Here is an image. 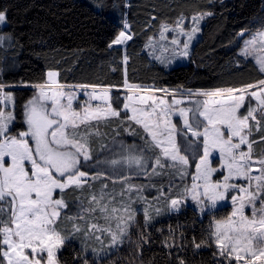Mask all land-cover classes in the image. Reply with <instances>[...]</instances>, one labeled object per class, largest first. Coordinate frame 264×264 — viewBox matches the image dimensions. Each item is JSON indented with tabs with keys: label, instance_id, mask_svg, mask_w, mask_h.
Instances as JSON below:
<instances>
[{
	"label": "snow or ice",
	"instance_id": "6c2138e0",
	"mask_svg": "<svg viewBox=\"0 0 264 264\" xmlns=\"http://www.w3.org/2000/svg\"><path fill=\"white\" fill-rule=\"evenodd\" d=\"M206 15L211 13L193 16V26L187 30L183 27V18L177 22L178 34L187 37L182 44L181 55L189 54L190 43L200 30L199 22ZM5 23L6 13L0 11V25ZM170 30L173 29L162 25L161 39ZM239 35L244 37L245 33ZM131 39V34L121 31L112 43L123 45ZM4 42L5 37L0 36V44ZM171 43L181 45L178 39H173ZM243 43L240 55L253 57L264 73V30L249 33ZM127 59L125 56V63ZM58 75L56 71H49L44 83L33 85L37 91L24 105L26 127L23 130H18L15 125L14 98L11 92H5V84L0 83V264H60L58 253L76 233L82 232L87 236L95 235L96 231L109 232L111 244L116 245L123 243L129 226H136L130 223L137 210L133 208L131 195L134 186L129 184L120 194L123 197L127 192L128 200L122 198L118 207L112 201L101 203L105 201L104 189L107 185L101 187L99 195H91L90 203L95 202L99 206L102 218L109 223L108 228L97 223L86 228L72 223L70 230L63 227L64 222L71 219L67 213L61 217L64 209L69 207L64 199L65 191H83L86 185L91 187L88 172L81 169L98 163H120L117 160L101 161L99 151L95 160L93 157L90 142L93 134L88 132V128L96 125L90 122L110 118H119L121 123L131 121L140 128L138 131L130 124L131 131H124L142 140V145L125 146L120 142L122 152L125 148L138 149V154L126 157L129 164L141 165L143 161L141 171H146L149 160L160 167L166 163L168 167L177 168L181 176L187 173L189 167H194L190 191L202 212L206 207L205 201L208 207L215 208L218 202L229 198L230 190H234L230 199L237 206L225 219L215 221L214 230L210 233L218 249L214 255L223 258L221 264H264V153L254 156L253 145L258 141L249 139L254 131L261 132L259 142H264V79L241 88L201 93L207 99L195 102L192 107H178L183 100L176 99L166 89L156 91L172 95L171 102L163 97L136 95L148 90L126 82L125 86L133 94L126 97L128 103L122 106L117 103V107L113 108L110 89L98 93L95 90L97 86H80L93 89L88 93L90 100L103 101V106L93 108L87 101L84 106L77 104L74 107L77 96L73 91L64 90L57 80ZM246 96L250 97L247 105ZM253 100L257 102L255 106ZM129 109L131 115L127 114ZM241 109L244 111L241 112ZM121 112L125 113L123 117ZM173 115L181 118L177 121L179 128L177 123L172 122ZM250 120L254 123L250 124ZM189 134L195 139H189ZM194 144L195 149L192 147ZM105 148L107 146L102 145L100 150ZM182 149L185 153H200L194 166L189 164V157L182 154ZM146 152L151 155H145ZM213 152L219 154V168L212 166L210 158ZM89 161H93V165H89ZM225 169L227 174L223 175ZM152 170L155 172V167ZM217 171L221 172L223 179L213 181L212 176ZM99 175L97 172L96 177ZM234 178L246 183H230ZM197 180L201 183H196ZM188 191L185 188V192ZM181 203L180 198L171 199L170 207L179 211ZM246 207L250 209V215L245 214ZM84 211L95 212L96 208ZM144 215L147 223V209H144ZM113 220L116 232L111 231L110 222ZM95 238L99 239V236ZM202 244L206 242L195 244V247L200 248ZM83 264H88V260L83 259ZM181 264L184 262L181 261Z\"/></svg>",
	"mask_w": 264,
	"mask_h": 264
},
{
	"label": "trees",
	"instance_id": "16d2710c",
	"mask_svg": "<svg viewBox=\"0 0 264 264\" xmlns=\"http://www.w3.org/2000/svg\"><path fill=\"white\" fill-rule=\"evenodd\" d=\"M0 11L6 13V24L0 25V36L5 37V42L0 44V83L11 86L6 90L14 98L17 123L22 128L23 106L33 94V88L27 85L45 82L49 71L59 73V83L120 88L128 82L192 91L241 88L264 79L256 62L239 53L243 41L241 32L248 34L264 29V0H0ZM201 13L211 15L202 25L201 36L192 46L188 62L168 68L150 57L146 43L160 26L173 24L182 16ZM121 31H127L132 39L125 45L113 44ZM123 95L122 90L114 91V108L117 103L121 106L125 103ZM98 124L103 137L100 141L96 136L91 139L94 160L99 151L101 161L120 163H98L81 170L90 176L97 172L109 174L111 165L118 169V178L132 171L138 175L133 177L134 181L146 184V194L162 196L156 203L163 199V191L170 192L172 196L168 198L178 195L176 191L186 179L177 168L168 167L163 160L164 167L149 160L146 171H141L143 161L136 165L126 160L128 155L138 154V149L125 148L122 152L120 145L113 148L116 144L113 139L118 135L126 137L125 146L142 145V140L128 134L130 124L140 131L138 125L131 121L121 123L119 118ZM260 135L261 132H255L252 136L258 141L254 150L257 153L264 146V142H259ZM100 145L107 148L100 150ZM88 164L93 165V161ZM89 180L92 181L90 188L86 185L83 191H65L69 209L62 216L70 210L78 213V208L89 203L93 193L99 194L104 180L91 177ZM108 183L111 185L112 181ZM114 186L122 187L120 183ZM168 198L158 203L160 213L152 209L151 220L146 223L145 218H139L136 228L131 227L132 235L137 232L135 241L126 250L119 251V255L112 256L115 264H181V261L221 264L223 258L214 255L218 249L210 233L215 219L227 215L223 214L224 209L202 214L192 206H185L174 211L167 208ZM80 217L79 211V221ZM71 226L72 221L67 220L65 228L70 230ZM83 236L77 233L60 253L63 264H83V259L96 256L97 247L90 246ZM202 241L206 244L196 248L195 244Z\"/></svg>",
	"mask_w": 264,
	"mask_h": 264
},
{
	"label": "rangeland",
	"instance_id": "374dc122",
	"mask_svg": "<svg viewBox=\"0 0 264 264\" xmlns=\"http://www.w3.org/2000/svg\"><path fill=\"white\" fill-rule=\"evenodd\" d=\"M198 15H200V14H195L193 16H198ZM193 16H182L173 24L164 23L163 25H167L169 29H173V30H170V31L164 33V37H165L164 39H161L162 26H160L158 32L154 36H152L148 40V42L146 43V49H147L150 57L153 60L158 61L159 63H161L162 65H164V66H166L168 68H171V67H173L175 65H178V64H183V63L188 62L192 46L200 38L201 32H202V25H203V23H204V21H205V19H206V17L208 15L204 16V18L199 22V29L200 30L196 33L195 37L191 41L189 49H188V53L189 54L187 56H183V55L180 54L183 51L182 44H183V42L187 41V37L184 36V35H179L178 34L179 29L177 28V22L183 18V20H184L183 27L186 30L190 29L193 26L192 25V20H191V18ZM5 24H3V25H5ZM261 30H264V29H261ZM257 31H253V32H249V33H255ZM248 34L244 35L243 41H244V39L248 38ZM173 39L180 40L181 41V45L178 46V45L172 44L171 41ZM243 41H242V45H241V48L239 50V53L241 52V49L244 47ZM125 43L123 45H125ZM164 49H167V50L164 51ZM249 58H252L255 61V59L253 57H249ZM161 61H163V62H161ZM57 80H58V77H57ZM40 84H42V83H40ZM60 84L64 86V90L65 91H73V92H75V94L77 96V99L74 100V102H73V106L74 107H76L77 104H79L81 106H84V102H86V101L93 108H95L97 105L103 106V101L90 100L89 99L88 93L93 91V89L91 87L81 88L80 86H82V85H75V84H68V83H60ZM127 84L128 85H132V86H139V88L141 90H144V89L148 90L147 92L140 91L136 95H145V96L152 95V96H155L156 98L163 97V98L167 99L169 102H171V100L173 98L172 95H166L162 91H156L158 89H166V90H168L169 93H173L176 99L183 100V103L180 104L178 107H192L195 102L203 101V100L207 99V97L204 96V95H201V93H205V92H209L210 93V92L215 91V90H211V91H204V90H194V91H192V90H173V89H169V88H157V87H154V86H151V85L130 84L128 82H127ZM27 86H31L33 88V94L25 102V104H27V102L30 99H32L33 95L37 91V89L35 87H33V85H27ZM87 86H90V85H87ZM91 86H93V85H91ZM7 87H11V86H6L5 87V92H8L6 90ZM105 89H110L109 95L111 96V103H112V99L114 98V96H113L114 91H116L117 89L118 90H122L124 92L123 96L125 97V103H128V101L126 100V97L128 95H132L133 94V93H131L129 91V89L125 85L123 87H120V88L113 87V86H97L95 90L99 93V92H102ZM221 90H225L226 91L228 89H221ZM253 90H255V89H253ZM189 92H191V95H189ZM133 98L135 100L136 96L134 95ZM249 99H250V97L246 96V101H245L246 105H247V102H248ZM252 103H253V106H255L257 102L253 100ZM133 106L144 107V105H140V104H134ZM112 107L114 108L113 103H112ZM5 111H7V109H5ZM128 111L130 112V115H131V110L129 109ZM243 111H244V109H241V112H243ZM23 112H24V106H23ZM14 115L16 117L15 104H14ZM189 115H191V114H189ZM256 115H257V118H259V112H257ZM171 119H172L173 123H177V121L180 120L181 118L176 116V115H173L171 117ZM102 120H104V119H101L99 121H102ZM22 121L24 123L23 115H22ZM99 121L93 120V121L90 122L92 125H96V127L88 128V132L93 134L92 136H90V142H91V139H92L93 136H96L97 139H99V141L103 137L102 136L103 134L100 133V128L101 127L98 124ZM253 122L254 121L250 120V124L253 123ZM15 125H16L18 130H23V128L26 127V125H24V127L22 128L20 126V124L17 123V119L15 120ZM81 127L83 128L84 126H81ZM177 127L179 128L180 124L177 123ZM253 134H255V131H254ZM188 138L189 139H195V138L191 137V134H189ZM249 139H253V137H249ZM179 140H180V137H178V142H179ZM113 141L116 143L113 146V148H117L120 145L121 141L123 143L126 142V137H123L122 135H118V138L117 139H113ZM255 145L256 144L253 145V154H254V156H256L258 154H261V153H264V146L261 148L260 152L257 153V152L254 151L255 150ZM110 146H112V145H110ZM110 146L108 145L109 148H110ZM193 146H194V149H195L196 148L195 145H193ZM182 154L188 155L189 164L194 166V164L196 163V158H197V156L200 153L195 152V151H193V154L191 152H186L185 153L184 150L182 149ZM210 159H212V166L214 168H219L220 167V158H219L218 152H213V157H211ZM254 167H256V166H254ZM131 168H129V170ZM110 169H111L112 173H109V174L100 173V175L98 177H96V175L95 176H90L88 174L87 179L89 181V185H92V181L89 180L90 177H91V179H93V177H96L94 180L103 179L104 181L100 183V189H101V187L103 185H107V188L104 189V192L106 193L105 201H102L101 203L112 201V204H115L117 207L119 206L118 202L122 198H123V200L127 201L128 197H129V194L127 192H125L124 196L121 197V195H120L121 192L124 191L125 189H127L129 184L133 185L134 186V192L131 195H132V199L134 201L133 208H135L137 211H136L134 220L132 222H130L131 224L137 225V221L139 220V218H141V219L145 218L144 209H147V211H148V221L151 220L152 219V211L151 210L154 209L156 213H160L161 212V207H160L159 204L160 203H164V199L168 198V196H172V195H169L170 192H164L163 191L162 192L163 193V199H161L159 201L160 203L158 202L159 203L158 204V203H156V201L158 200L159 197H162V196L161 195L160 196H155V195L149 196V194H146V192H145V185L146 184L134 181V179H133V177L138 176L137 174L131 173L132 171H126V176H122V177L118 178L117 177L118 169L116 170L111 165H110ZM194 171H195L194 167H189L187 169V173L184 175L185 176L184 178L186 179L185 180V184L183 185L182 188H180V189H178V191H176L178 193V195H174L173 197L168 198L169 200L167 201V204H168L167 208L171 209V207H170V200L171 199L180 198L182 200V203L179 205V211L182 210L185 206H192V207L198 209L202 214L207 212V211L223 210L224 209V213L223 214L227 213V215L224 216V217H220L218 219H215V221L225 219L227 216H229L231 214V212L233 211V208L237 206V205H233L232 202H231V199H230L231 195L234 194V190H230V192L228 193V197L229 198L227 200H225V201L218 202L217 206L215 208L208 207L207 206V201H205L206 207H205V210L202 212L200 210V205L197 203V201H194L192 199V194H191V191H190L192 183H193L192 176L194 175ZM226 174H227V172H226V169H225L223 171V175H226ZM253 174L255 175L256 173L253 172ZM145 175H146V173L145 174L141 173V176L144 177V178L147 177ZM223 175L221 174L220 171H217L216 173L213 174L212 179H213V181H216L217 179L222 180L223 179ZM109 180L112 181L111 185H109V183H108ZM118 183H120L122 185L121 188H119L118 186L116 188L114 186V185H117ZM196 183L199 184V183H201V181L197 180ZM230 183L245 184L246 181H244L242 179H235L234 178L233 180L230 181ZM113 187H115V188L113 189ZM185 188L189 189V191L187 193L185 192ZM135 189H139V191L136 192ZM113 197L115 198L114 200H113ZM90 198H91V196H90ZM90 198H89V203L82 205V207H80V210L78 208V213L75 210H70V212L67 213L68 215H70L69 217H71L70 221H72V223L79 224L83 228L88 227V225H90L92 223H97L98 225L103 226L104 228H108L109 227V223L106 222L102 218V214L99 211V206L96 205L95 202H91L90 203ZM112 204H110L109 207H111ZM91 208H96V211L95 212H86V211H84V209H91ZM67 209H69V207ZM67 209H64V211L67 210ZM73 211H75L76 213L73 214L72 213ZM79 211H80L81 217H83V219H81L80 221H79ZM63 212L61 213V217L62 218H63V216H62ZM245 214L246 215H250V209L247 208V207L245 208ZM73 216H74V218H73ZM215 221H214V223H215ZM110 224H111V231L112 232H116L117 231L116 222L113 220V221L110 222ZM66 226H67V221H65L64 224H63L64 228ZM134 228H136V226ZM132 231H133V229L131 228V226H129L127 228V235H125L123 237V243H119V244H116V245H112L111 244V238H110L109 232L96 231L95 235H91L90 234V235H87V236H85L81 232V234L84 235L83 238L85 237V238L88 239L87 242L90 243L89 244L90 246H96L97 247L95 250L94 249H90V250H92V252H93V250L95 251L94 253L96 254V256L87 257L86 259L88 260V264H115V260L116 259H114V258L111 259L112 256L115 255L116 253H117V255H119L118 254L119 251L121 253L122 251L126 250L128 248V246L131 245V243L135 241V235L137 234V232L135 231V233L132 235ZM78 234H80V233H78ZM96 236H99V239H96L95 238ZM69 241L65 242V245L63 246V248L58 253V260H59L60 264H63L61 262V259H60V253L67 247ZM108 259H111V260H108ZM112 261H114V262H112Z\"/></svg>",
	"mask_w": 264,
	"mask_h": 264
}]
</instances>
